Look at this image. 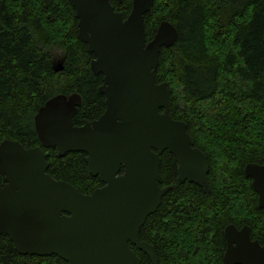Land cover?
Here are the masks:
<instances>
[{
    "label": "trees",
    "instance_id": "obj_1",
    "mask_svg": "<svg viewBox=\"0 0 264 264\" xmlns=\"http://www.w3.org/2000/svg\"><path fill=\"white\" fill-rule=\"evenodd\" d=\"M110 1L129 14L132 0ZM163 19L178 36L160 50L155 80L167 85L172 118L186 123L193 145L207 156L208 192L179 182L175 157L164 150L158 184L170 189L139 238L154 247L158 264H227L226 225H247L250 237L264 242V210L243 173L247 163L264 164V0H154L144 15L146 41ZM93 57L77 36L70 0H0V142L40 145L49 152L47 172L86 194L102 185L89 173L86 154L59 156L43 147L34 116L50 97L77 92L74 124L98 118L105 98L98 92L102 75L90 68ZM0 264L66 262L55 254H20L0 234Z\"/></svg>",
    "mask_w": 264,
    "mask_h": 264
},
{
    "label": "water",
    "instance_id": "obj_2",
    "mask_svg": "<svg viewBox=\"0 0 264 264\" xmlns=\"http://www.w3.org/2000/svg\"><path fill=\"white\" fill-rule=\"evenodd\" d=\"M70 1L77 36L94 56L91 71L102 75L98 92L105 110L76 125L80 94H56L38 108L34 128L41 145L59 156L84 152L89 173L102 185L82 193L47 172L49 152L40 145L4 139L0 234L20 254H55L66 264H142L129 244L158 264L154 247L139 231L170 189L158 184L161 153L175 157L179 182L208 192L207 156L193 145L186 123L172 118L167 85L155 80L160 50L175 43L178 31L163 19L146 41L144 15L154 0H132L126 17L110 0ZM243 173L264 210V164L247 163ZM223 235L227 264H264V242L252 239L247 225L228 224Z\"/></svg>",
    "mask_w": 264,
    "mask_h": 264
}]
</instances>
